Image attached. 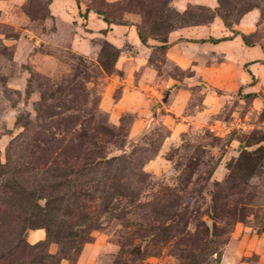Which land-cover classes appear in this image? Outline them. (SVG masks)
I'll list each match as a JSON object with an SVG mask.
<instances>
[{
  "label": "rangeland",
  "instance_id": "374dc122",
  "mask_svg": "<svg viewBox=\"0 0 264 264\" xmlns=\"http://www.w3.org/2000/svg\"><path fill=\"white\" fill-rule=\"evenodd\" d=\"M0 264H264V0H0Z\"/></svg>",
  "mask_w": 264,
  "mask_h": 264
},
{
  "label": "trees",
  "instance_id": "16d2710c",
  "mask_svg": "<svg viewBox=\"0 0 264 264\" xmlns=\"http://www.w3.org/2000/svg\"><path fill=\"white\" fill-rule=\"evenodd\" d=\"M235 33H238V32H235ZM239 34V33H238ZM242 37H243V40L245 41V43L247 44V45H249V46H253L254 44H252L248 39H247V37L244 35V34H242ZM225 39H227V38H220V39H215V38H211V39H209V40H207V41H210V42H213V43H217V42H219V41H221V40H225ZM248 96H255V95H257L256 94V92H250V93H248L247 94Z\"/></svg>",
  "mask_w": 264,
  "mask_h": 264
},
{
  "label": "crops",
  "instance_id": "0c3cea01",
  "mask_svg": "<svg viewBox=\"0 0 264 264\" xmlns=\"http://www.w3.org/2000/svg\"><path fill=\"white\" fill-rule=\"evenodd\" d=\"M211 38L220 39V38H224V37H222V36H221V37H210V38H208L207 40H209V39H211ZM227 39H228V38H227ZM207 40H206V41H207ZM225 40H226V39H225ZM225 40H221V41H219V42H217V43H220V42L225 41ZM207 42H210V41H207ZM217 43H216V44H217ZM252 47H253V46H252Z\"/></svg>",
  "mask_w": 264,
  "mask_h": 264
},
{
  "label": "water",
  "instance_id": "95a60500",
  "mask_svg": "<svg viewBox=\"0 0 264 264\" xmlns=\"http://www.w3.org/2000/svg\"><path fill=\"white\" fill-rule=\"evenodd\" d=\"M157 109H158V107H155L154 108V120L157 119Z\"/></svg>",
  "mask_w": 264,
  "mask_h": 264
}]
</instances>
